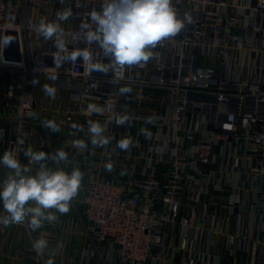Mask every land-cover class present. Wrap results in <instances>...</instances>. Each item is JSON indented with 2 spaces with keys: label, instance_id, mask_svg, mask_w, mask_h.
I'll use <instances>...</instances> for the list:
<instances>
[{
  "label": "built area",
  "instance_id": "2783aa9c",
  "mask_svg": "<svg viewBox=\"0 0 264 264\" xmlns=\"http://www.w3.org/2000/svg\"><path fill=\"white\" fill-rule=\"evenodd\" d=\"M101 2L0 0V35L15 37L0 52L2 152L24 137L23 147L63 148L70 163L59 167L70 172L78 166L84 173L70 211H78L80 222L72 223L87 241L76 258L68 255L62 264H219L210 252H196L197 242L217 239L226 221L211 213L203 199L211 195L213 205L236 216L241 228L247 215L261 217L262 224L250 228L253 236L241 230L227 240L251 242L252 264H264V0H174L179 14H190L193 23L160 42L143 67L104 74L78 59L54 68L56 48L33 26L72 7L74 16L62 27L69 50L83 48L71 35ZM50 73L58 79L49 80ZM44 84L57 88L54 99ZM121 86L133 90L118 95ZM107 102L131 119L123 126L109 123L105 134L114 137L111 143L93 147L88 121L104 124L110 113H88L87 105ZM44 120H55L61 131L46 129ZM73 123L83 131L71 135ZM124 137L135 144L129 151L116 147ZM75 139L88 141V149L72 148ZM108 162L112 171L104 167ZM174 225L181 228L176 242L168 230ZM44 227L58 230L60 218ZM179 251L186 257L177 263ZM34 254V264H47L44 255Z\"/></svg>",
  "mask_w": 264,
  "mask_h": 264
},
{
  "label": "clouds",
  "instance_id": "9594fccd",
  "mask_svg": "<svg viewBox=\"0 0 264 264\" xmlns=\"http://www.w3.org/2000/svg\"><path fill=\"white\" fill-rule=\"evenodd\" d=\"M60 3L63 5L65 0H60ZM73 16L72 7H65L56 13L54 20L41 18L33 26V31L45 41L53 42L56 48L52 54L54 68L59 69L65 63L75 64L80 59L90 71L104 74L123 72L126 67H143L154 58V49L160 42L175 37L186 25L193 23L190 14H179L174 0H102L98 10L88 13V22L81 23L79 30L71 35V40L82 42L85 47L69 50L68 35L62 24ZM14 40L11 35H0V52ZM93 45L98 47L99 52L93 51ZM101 57L108 62H103ZM47 78L56 81L58 76L50 73ZM33 83H38V80ZM112 83H119V79ZM132 90L131 86H121L117 93L127 95ZM43 91L54 99L57 88L44 84ZM114 107V102H107L104 107L93 103L87 105L88 113H110L104 124L88 121L87 135L93 147H106L111 143L114 137L105 134L109 123L123 126L130 121L128 114L117 113ZM28 116L34 118L36 114L29 112ZM152 120V117L147 118L148 123ZM42 124L51 132L61 131L60 124L55 120H44ZM71 127L76 130L71 135L83 131V126L76 123ZM141 132L146 138H151L152 134L146 128ZM70 144L81 153L88 149V141L84 139L72 140ZM24 145V137H18L16 146L0 156V168L7 170L0 180V204L4 212L0 215V224L5 227L26 224L32 232H36L46 223L55 224L59 219L57 213L63 215L70 211L71 203L81 189L84 173L78 166L70 172L59 167L70 163L69 153L63 148L45 152L32 146L25 148ZM133 146L131 137H124L116 144L122 151H129ZM20 153L27 158V163L21 161ZM104 167L112 171L114 165L108 162ZM60 248H63L62 242L55 249H50L48 239L42 236L32 242V250L38 256L46 252L54 256ZM47 264H53V261L49 259Z\"/></svg>",
  "mask_w": 264,
  "mask_h": 264
},
{
  "label": "crops",
  "instance_id": "0c3cea01",
  "mask_svg": "<svg viewBox=\"0 0 264 264\" xmlns=\"http://www.w3.org/2000/svg\"><path fill=\"white\" fill-rule=\"evenodd\" d=\"M28 146H32L35 150L49 152L46 148L34 143L27 144L25 148ZM2 155L3 152L0 147V156ZM20 159L23 163H27V158L23 156V153H21ZM6 172V169L0 168V180L5 177ZM203 199L209 204L211 213L217 211L218 215L224 217L226 221L223 232L217 239L210 242L208 238H206L197 242L196 252H210V258H220L219 264H252L251 250L253 244L248 241V243L243 245L239 240L235 243H230V241L227 240V236L233 235L236 237L241 230H245L246 232L251 230L249 235L253 236L255 231L250 228L252 226H260L262 224L261 217L252 219V216L247 215L244 222L245 226L241 228V226L237 225L236 216L230 218L224 212L225 210L223 208L213 205V202L216 200L215 196L211 195ZM185 213L189 215L191 212L189 209H186ZM3 214V206L0 204V215ZM59 218L61 227L58 230L43 226L36 232H32L26 224L10 225L8 227L0 224V264H34L36 255L34 252L30 251V248L32 247V242L43 236V234L51 236L52 238V240L49 241L50 249H55L58 243H63V248L57 249L54 256L46 252L44 255L46 261L51 259L53 264H62L66 261L68 255L76 258L79 255V250L86 245L87 241L82 233L75 231V226L72 223L73 221L80 222V215L77 210H73L69 211L67 214H59ZM168 230L173 234L174 239L181 232L179 225L169 226ZM185 257L186 253L179 251L176 262L180 263Z\"/></svg>",
  "mask_w": 264,
  "mask_h": 264
}]
</instances>
